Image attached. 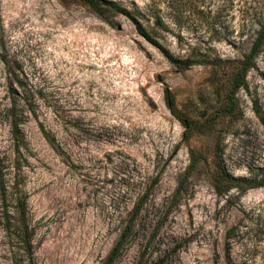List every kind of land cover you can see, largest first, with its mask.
<instances>
[{"label":"rangeland","instance_id":"obj_1","mask_svg":"<svg viewBox=\"0 0 264 264\" xmlns=\"http://www.w3.org/2000/svg\"><path fill=\"white\" fill-rule=\"evenodd\" d=\"M108 1L139 13L153 39L193 66L174 67L127 17L80 0H0V106L10 104L18 79L37 92L28 105L19 103L30 146L24 189L36 230L33 264H104L147 192L135 237L115 264H227L226 233L246 226L251 210L264 213V188L230 200L203 173L177 195L191 153L206 150L211 162L215 139L187 138L167 95L194 120L211 115L229 65L210 62L248 53L264 22V0ZM248 80L239 94L252 119V98L264 97V52ZM232 134L225 138L228 169L242 177L252 150ZM10 146L3 120L0 147ZM231 255L244 260L238 244ZM10 257L0 232V264H15ZM18 264L25 262L18 257Z\"/></svg>","mask_w":264,"mask_h":264},{"label":"trees","instance_id":"obj_2","mask_svg":"<svg viewBox=\"0 0 264 264\" xmlns=\"http://www.w3.org/2000/svg\"><path fill=\"white\" fill-rule=\"evenodd\" d=\"M93 10L123 15L132 21L138 34L159 49L168 61L176 68L185 70L193 66L190 58H176L157 40L153 39L139 19V13L131 12L108 0H80ZM156 26L163 25L160 16H155ZM264 52V22L260 24L251 42L249 51L242 59L233 62L213 60L214 67L229 65L228 79L225 84L223 99L214 112L203 120H194L177 106L172 94L167 95V104L173 116L186 129V137L193 135L214 137L213 160L208 161L206 150L191 153V160L184 178L180 179L177 195L184 188V182L192 176L205 173L218 195L230 200L239 199L249 190L264 188V97L256 95L252 98L254 118H248L242 107L240 91L249 90V74L256 68L261 54ZM11 84L9 93L12 101L8 106H0V121L9 127L11 146L9 150L0 147V232L5 241L11 260L18 264V257L25 264H33L35 257L36 230L32 225L29 212V195L24 189L25 170L29 165V143L23 133L22 125L26 120L20 101L25 104L33 100L37 92L21 80ZM254 120V121H253ZM255 122V123H253ZM43 134L52 148L61 153L60 147L48 132L42 128ZM233 133V138L251 149L252 159L247 166V175L238 177L229 169V157L226 155L225 138ZM262 133V134H261ZM259 157L258 159H255ZM235 164V162H234ZM149 192L144 194L134 209L130 220L123 227L119 240L104 264H115L127 244L135 237L136 218L149 199ZM246 226L241 222L232 226L226 233V263L238 264L232 259V246L238 244L243 249L244 260L241 264H264V213L262 210H251L246 217Z\"/></svg>","mask_w":264,"mask_h":264}]
</instances>
